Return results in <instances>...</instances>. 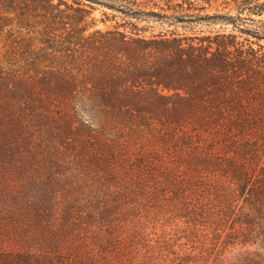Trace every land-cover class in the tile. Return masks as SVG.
<instances>
[{
	"label": "rangeland",
	"instance_id": "374dc122",
	"mask_svg": "<svg viewBox=\"0 0 264 264\" xmlns=\"http://www.w3.org/2000/svg\"><path fill=\"white\" fill-rule=\"evenodd\" d=\"M242 1L63 0L87 10L74 30L67 24L70 33L63 31L76 39L89 24L85 35L118 26L147 37L226 32L257 41L242 29L255 27L245 17L264 16L241 9ZM8 85L0 80V251L80 264H242L246 248L224 243L195 191L174 194L183 179L169 176L151 127L133 146L113 145L110 138L117 132L125 138L124 132L110 121L101 130L93 116L73 110V94L61 86L26 79L17 95ZM195 121L179 125L167 117L153 125L192 133ZM227 184L238 198L237 181Z\"/></svg>",
	"mask_w": 264,
	"mask_h": 264
},
{
	"label": "trees",
	"instance_id": "16d2710c",
	"mask_svg": "<svg viewBox=\"0 0 264 264\" xmlns=\"http://www.w3.org/2000/svg\"><path fill=\"white\" fill-rule=\"evenodd\" d=\"M241 9L264 16V0H243ZM83 11L63 0H0V80L15 94L26 79L61 86L73 94V110L101 130L110 121L124 132L110 138L113 145L133 146L151 127L169 176L183 179L174 194L195 191L224 243L246 248L242 264H264V17H245L255 27L242 29L257 41L226 32L147 37L118 26L85 35L89 24L67 38L63 30H74ZM167 117L179 125L195 118L207 134L153 125ZM227 178L237 181L238 198ZM0 264L80 261L0 251Z\"/></svg>",
	"mask_w": 264,
	"mask_h": 264
}]
</instances>
